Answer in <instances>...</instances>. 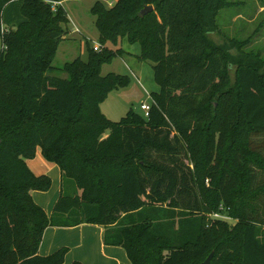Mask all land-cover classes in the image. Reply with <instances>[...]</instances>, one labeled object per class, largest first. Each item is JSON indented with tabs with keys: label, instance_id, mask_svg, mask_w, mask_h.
I'll return each mask as SVG.
<instances>
[{
	"label": "trees",
	"instance_id": "16d2710c",
	"mask_svg": "<svg viewBox=\"0 0 264 264\" xmlns=\"http://www.w3.org/2000/svg\"><path fill=\"white\" fill-rule=\"evenodd\" d=\"M55 2L0 0V264H64L68 248L39 254L44 234L81 224L132 264H264V61L210 40L229 3L96 1L102 49L56 69L70 19ZM124 41L160 91L148 117L113 122L101 105L131 79L102 67L132 55L111 48ZM39 150L62 175L51 216L32 195L53 184L28 166Z\"/></svg>",
	"mask_w": 264,
	"mask_h": 264
},
{
	"label": "rangeland",
	"instance_id": "374dc122",
	"mask_svg": "<svg viewBox=\"0 0 264 264\" xmlns=\"http://www.w3.org/2000/svg\"><path fill=\"white\" fill-rule=\"evenodd\" d=\"M96 1H101L110 7L117 0H64L63 3H60L68 17L70 16L71 22L67 28L68 40L61 43L53 62V67L56 69H61L65 64L79 58L87 61L88 47L92 49L99 45V32L96 28L95 18L90 12ZM225 1L229 3V6L220 11L217 18L218 29L216 33L210 35V40L215 45L227 47L235 56L240 53L237 50V45L245 44L246 46L240 47L243 53L264 61V0ZM111 48L114 50L124 49L132 55L117 57L112 63L105 64L102 67V75L106 76L110 73L125 75L130 77L131 83L126 88L113 91L102 103V112L113 122H119L126 117L130 110L144 116L145 112L141 106L143 104L151 105V95L160 91L154 78V64L137 58L141 53L139 45L132 46L124 41L118 47ZM2 50L3 42L0 38V53ZM261 72H264V68ZM54 74L60 78H67L65 73L55 72ZM234 77L233 71L231 73L232 81H234ZM258 140L264 141V139ZM66 181V183L64 182V194L72 196L75 183L72 180ZM58 192L60 195V190ZM224 220L230 223L231 227L238 224V220L230 217L224 216Z\"/></svg>",
	"mask_w": 264,
	"mask_h": 264
},
{
	"label": "crops",
	"instance_id": "0c3cea01",
	"mask_svg": "<svg viewBox=\"0 0 264 264\" xmlns=\"http://www.w3.org/2000/svg\"><path fill=\"white\" fill-rule=\"evenodd\" d=\"M63 1L61 0L60 3ZM27 163L34 174L38 176L47 175L52 178L53 186L48 192L34 191L32 193L35 202L51 216L59 195L58 191L60 190L61 193L62 189L60 168L48 162L43 157L41 150L37 152L34 159ZM104 234V227L93 224H81L70 228L50 226L44 234L39 254L49 256L62 248H68L69 252L64 264H73L74 262L82 264H132L124 248L104 244Z\"/></svg>",
	"mask_w": 264,
	"mask_h": 264
},
{
	"label": "built area",
	"instance_id": "2783aa9c",
	"mask_svg": "<svg viewBox=\"0 0 264 264\" xmlns=\"http://www.w3.org/2000/svg\"><path fill=\"white\" fill-rule=\"evenodd\" d=\"M59 5H61V4L58 3V2H55V3H54V6H55V7H58ZM77 31H78V30H77ZM93 49H94L95 51H100V50L102 49V47H101L100 44H99L98 46H95ZM141 108H142V110L145 112V117H148V116H149V112H150V110H151V105L143 104V105L141 106ZM214 218H216V219H224V217L220 216L219 214L214 215Z\"/></svg>",
	"mask_w": 264,
	"mask_h": 264
},
{
	"label": "water",
	"instance_id": "95a60500",
	"mask_svg": "<svg viewBox=\"0 0 264 264\" xmlns=\"http://www.w3.org/2000/svg\"><path fill=\"white\" fill-rule=\"evenodd\" d=\"M153 11H154V7H153V6H147V7H145V8L141 11L140 15H141V16H145V15H147V14H149L150 12H153ZM213 256H214V253H212V254L206 259V261H204L202 264H211V261H212Z\"/></svg>",
	"mask_w": 264,
	"mask_h": 264
}]
</instances>
